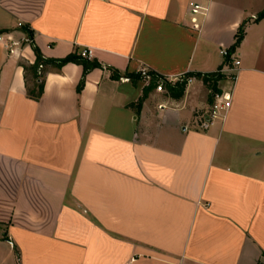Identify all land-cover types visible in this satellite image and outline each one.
Here are the masks:
<instances>
[{
    "label": "crops",
    "instance_id": "crops-1",
    "mask_svg": "<svg viewBox=\"0 0 264 264\" xmlns=\"http://www.w3.org/2000/svg\"><path fill=\"white\" fill-rule=\"evenodd\" d=\"M205 8L193 28L189 5ZM264 0H0V264H264ZM218 119L200 77L227 66ZM91 49V69L43 67ZM192 74L143 95L141 69ZM30 81V74L27 75ZM28 81V82H29ZM161 98V100H156ZM157 101V102H156ZM210 104H209V102ZM207 122V123H206Z\"/></svg>",
    "mask_w": 264,
    "mask_h": 264
},
{
    "label": "trees",
    "instance_id": "trees-1",
    "mask_svg": "<svg viewBox=\"0 0 264 264\" xmlns=\"http://www.w3.org/2000/svg\"><path fill=\"white\" fill-rule=\"evenodd\" d=\"M264 18V10H262L258 16L257 19H262ZM243 34H244V25H241L238 30L237 33L235 34V41L234 44L228 49L229 53L234 52L236 47L240 44L242 38H243ZM28 40L31 43V46L35 52L36 55V59L33 65L27 66L25 64L22 65L24 73H25V84H26V90H27V95L34 99V100H38L43 92V77H44V69L42 68L40 71L38 70V66L40 64L44 65L46 63H50L55 65L56 67H61L62 65L68 63V62H76L79 63L83 66V73H82V77L77 85V92H80V90L83 87L84 84V79H85V75L93 68L99 67V65L97 63H95L94 61H90L88 59H84L80 56H75V55H68L67 57L63 58V59H59V60H45L42 58L41 54L39 53L38 49L34 46L33 42H32V34L28 33ZM228 62V59H227ZM222 69L219 68L217 72L215 73H211V74H204V75H198L196 74L195 76H198L201 78V80L203 81L204 84L207 85V87L211 90V96L210 98H214V95L216 94V92L218 93V91H215L217 88V82L221 79V77L223 76L222 73L220 72V70ZM40 72V73H38ZM30 74V81L27 77V75ZM149 76H150V82L149 85L146 86L143 89V95L142 97L139 99L137 104H140V102L145 98V96L147 95V93L149 92V88H156L158 82L162 83V87L163 89L166 91V93L174 99H179L183 96V93L185 91V87H186V81L185 79H183L182 81H177L175 83H169L164 77L153 73V72H148ZM193 76L192 74H187L184 77H191ZM144 79L143 77L136 75L135 79L139 80V79ZM29 81V82H28Z\"/></svg>",
    "mask_w": 264,
    "mask_h": 264
},
{
    "label": "built area",
    "instance_id": "built-area-1",
    "mask_svg": "<svg viewBox=\"0 0 264 264\" xmlns=\"http://www.w3.org/2000/svg\"><path fill=\"white\" fill-rule=\"evenodd\" d=\"M189 14L191 15L190 21L192 23L193 28H198L199 26V22H198V16H201L204 14L205 12V8L200 5L198 2H191L189 5ZM1 40V37H0ZM220 55L224 58V59H228V64L227 66H225L223 69L220 70L221 73L227 72L229 73V77L231 79V81H234L235 79V74L237 72V68H238V60L236 59V57L234 56L233 52L229 53V50L224 48L220 50ZM79 56L84 58V59H88L91 58L92 56V52L91 49H83L80 51ZM43 68V65L40 64L38 66V70L40 71ZM40 73V72H38ZM140 76L143 77L144 79L148 78V70L147 69H141L140 71ZM183 76L180 77H175L172 79H166L169 83H175L177 81H182L183 79H185L186 81V85L189 84L193 78L192 77H187L185 78ZM156 90L158 92H164V89L162 87V83L158 82ZM230 103H231V94L228 91L225 92H221V93H216L214 95V101L211 105V108L209 110V113L205 116H203L201 118L202 122H205L206 119L208 120H213V119H218L221 118L225 115V113L227 112V110L230 107ZM207 123V122H206ZM134 260L132 259L131 262L129 264H132Z\"/></svg>",
    "mask_w": 264,
    "mask_h": 264
},
{
    "label": "rangeland",
    "instance_id": "rangeland-1",
    "mask_svg": "<svg viewBox=\"0 0 264 264\" xmlns=\"http://www.w3.org/2000/svg\"><path fill=\"white\" fill-rule=\"evenodd\" d=\"M144 80H145V87H146V86L149 85V82H150V76H149V74H148V78H147V79H144ZM206 86H207V85H206ZM155 91L158 92V91L156 90V88H149V92H152V93H153V92H155ZM215 91H218V92H219L220 90H219L218 88H216ZM216 93H217V92H216ZM156 100H157V101H158V100H161V98H157ZM212 100H214V98H213ZM157 101H156V102H157ZM208 102H209V101H208ZM209 104H210V102H209Z\"/></svg>",
    "mask_w": 264,
    "mask_h": 264
}]
</instances>
